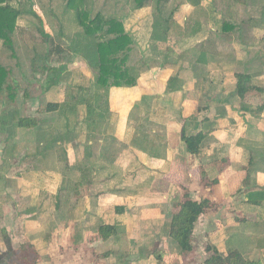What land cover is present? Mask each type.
Instances as JSON below:
<instances>
[{
	"label": "crops",
	"instance_id": "0c3cea01",
	"mask_svg": "<svg viewBox=\"0 0 264 264\" xmlns=\"http://www.w3.org/2000/svg\"><path fill=\"white\" fill-rule=\"evenodd\" d=\"M196 3L181 1L186 9L209 12L215 39L203 37L200 19L192 26L187 20L185 29L199 25L200 32L179 40L198 37L196 48L187 50L195 55H165L163 63L156 58L140 70L136 85L111 88L99 134L88 136L86 114L80 136H38L37 150L18 161V146L30 139L11 140L8 134L18 125L9 119L14 110L0 111V152L10 142L1 161L0 196L6 202L0 214L10 215L14 207L13 224L21 221L24 237L48 259L44 264H206L209 246L224 258L233 253L245 264H264V50L254 47L264 46V35L247 38V44L239 36L229 41L234 48L221 49L220 36L238 25L216 17L212 0ZM256 4L227 2L229 12ZM260 27L264 34L263 19ZM245 76L250 81L242 96ZM39 121L38 129H54ZM18 129L19 135L31 131ZM199 133V152L192 155L183 137ZM184 189L193 201L213 205L195 223L190 252L170 237ZM63 208L70 217H57ZM106 228L112 230L104 233Z\"/></svg>",
	"mask_w": 264,
	"mask_h": 264
},
{
	"label": "rangeland",
	"instance_id": "374dc122",
	"mask_svg": "<svg viewBox=\"0 0 264 264\" xmlns=\"http://www.w3.org/2000/svg\"><path fill=\"white\" fill-rule=\"evenodd\" d=\"M181 1L184 4L186 0H173L174 3L171 5L174 8L177 5L179 6L171 14L173 11H171L172 6L170 5L167 15V17H171L173 24H177L183 29L179 30L177 28L178 32L184 31V24L186 26L187 20L192 26L200 19L206 25L207 30L203 37H207L208 40L215 39L213 38L216 36L213 31L214 23L209 12L205 8L200 13L186 9ZM212 1L217 7L216 17H222L223 15L227 18L230 17L239 27V30L233 34L220 36L221 44L219 48H234L236 44H230L229 41H234L239 36L245 38V44H247V38H260L261 35H264L260 30L261 9L264 6V0H253V3H257L255 8L245 11L244 6L236 12H229L231 10L228 8L227 2L231 0ZM246 1L250 2V0H239L238 2L244 3ZM158 2L159 0H150L149 4L147 2L144 4L145 6L139 8L133 0H88L85 5L79 6L81 11H88L86 17L81 16V20L88 25L93 26L90 22L95 21L98 16L103 22L115 19L124 24L126 31L133 39V45L129 52V65L140 71L144 67L154 65L157 62L156 58H159V63H163L162 60L165 55L171 57L174 54L175 56L186 54L189 58H192L191 55H195V52L190 53L187 50L188 48H196L195 41H200L196 37L188 43L183 40V42H180L175 27L169 30L168 35L163 33L162 28H159L158 33L155 32V21L158 18V10H155V8ZM9 3L23 11V16L18 21L13 47H4L3 43L0 42V68H4L8 74L3 87L4 92L0 94V111L6 109H3V107H6L5 103L10 94L13 93L16 94V100L8 107V109L12 108L14 110L11 113V118L14 114L17 117L20 115L24 118L35 117L41 123L47 120L54 125L53 130L44 132L43 128H35L23 133V135L18 134V128H20L18 125V128L11 130L8 134L13 136L11 140L19 139L17 136H22V138L26 136L30 139V142L25 140L18 146L17 150L20 151L21 155L16 156L14 160L19 161L24 154L34 153L37 150V140L42 136H80L78 134H80V131L83 132L85 128L84 117L87 114V101L92 100L94 104L98 102L94 99L93 89L97 73L90 68L88 61L83 57L85 48L82 47L81 42L85 41V31L77 21L75 10H66L65 2L56 0H9ZM219 20L220 18H218V22ZM250 26H254L256 29L251 30ZM156 34L160 35L157 37L159 39L153 38ZM108 38L110 37H105V39ZM225 38H227L226 41ZM155 41L161 43L155 44ZM241 45L237 44L236 48H244V44ZM254 47L255 51L264 50L261 43L255 44ZM43 66L52 68V71L57 69L58 72L55 74L50 70L44 72L42 70ZM50 79L54 81V87L49 91H45L47 81H50ZM9 87L11 91L8 90ZM89 88L92 91H86ZM69 92L72 93V96L74 94L79 96V102L81 103L75 104L76 101H73L58 112H45L49 103L67 101V93ZM72 106H76V109H72ZM17 109L18 111H15ZM36 114H38V117ZM15 122L18 124L17 120ZM74 129H76V132L72 133ZM9 144L10 142L7 143V147ZM7 147L4 145L0 152L1 174L2 168H5V162H1L2 156ZM48 161L45 163L50 166L54 158H50ZM50 190L53 191L54 189L51 188ZM5 199L6 196H0V205L4 201L6 202ZM9 208L11 209L10 215L3 217L0 214V264H44V261L47 263L48 259L46 258L43 261L36 249H29V246L32 245L24 237L21 221L17 222V225L16 222L13 224L17 216L14 207L9 206ZM23 209H26V207L24 206ZM63 216L70 217L68 209L63 208L62 212L57 215L60 219ZM35 247L39 248L38 245H35Z\"/></svg>",
	"mask_w": 264,
	"mask_h": 264
},
{
	"label": "trees",
	"instance_id": "16d2710c",
	"mask_svg": "<svg viewBox=\"0 0 264 264\" xmlns=\"http://www.w3.org/2000/svg\"><path fill=\"white\" fill-rule=\"evenodd\" d=\"M56 1L65 2L67 11H70L71 9L75 10L77 21L85 31V41L81 42L82 47L85 48L83 57L86 61H88L90 68L94 69L97 73L93 89L95 96L94 99L98 101L96 104H94L92 100L87 101L88 136H91L93 133L99 134L98 130L100 129V125L103 120L106 119L103 108L108 104V91L113 87H133L140 78V71L129 65V52L131 51V47L133 45V39L126 31L124 24L115 19L103 22V20L100 19V16H98L95 21L90 22L94 27L82 21L81 16L83 15L86 17V15H88V11H81L79 5H85L88 0ZM133 1L139 8H141L145 6V3L148 2L149 4L150 0ZM170 1L171 0H159L158 2V18L155 21V32L158 33L159 28H162L161 30L163 33L168 35L167 33L169 30L175 27L177 35L181 38L194 36L199 33L201 29L199 25L191 28L190 31V27H188V30L184 28V31H180V33L178 32V29L180 30L181 28L177 24H173L171 17H167L169 13L168 4ZM187 1L192 5L197 4L196 0ZM261 12V19L264 20V6ZM172 13L174 12H171V14ZM22 16L23 11L10 4L9 0H0V42L3 43L4 47H13L15 42L14 36L18 29V21ZM218 24L220 25V23ZM230 29L231 27L226 23L222 26L223 32H228ZM99 33L102 34L99 35ZM106 36L110 38L105 39ZM159 36L160 35L156 34L153 38H157ZM42 70L44 72L50 70L53 74L58 72L57 69L52 71V68L47 66H43ZM7 75L8 74L5 69L0 68V94L4 92L3 87L5 86V82L8 77ZM175 80V78L171 79L170 85L175 84ZM249 81L250 79L246 76L240 77V86L242 87L240 88V95L243 96L246 91V88L244 87L245 85L243 84H246ZM46 85L47 88H45V91H49L52 87H54V81L50 79V81H47ZM8 90L11 91V88L9 87ZM86 91L92 90L89 88ZM15 100L16 94L11 93L5 103V106L12 105ZM73 101H76L75 104H77L79 102V96L76 94L72 96V93L69 92L67 93V101L64 104L49 103L45 112H58L61 109L66 108L67 105H69L68 103ZM72 109H76V106H72ZM10 118L11 116H9V119ZM14 118L18 121V126L23 129H35L39 126L37 119L34 117H17V115L15 116L14 114V116L12 115L11 120L14 121ZM202 136V133L190 137L184 135L183 138L190 154H198L199 142ZM212 208L213 205L208 201H203L201 203L193 201L189 190L184 189L182 201L176 206L170 224V237L178 243L182 251L190 252L193 250V233L195 223L202 214ZM109 230L111 231L112 229L106 228L104 233H107ZM29 247V249H34L33 246ZM207 252L209 253L210 258L207 260L206 264H245L244 259L239 254L231 253L228 258H224L216 248L211 246L207 248Z\"/></svg>",
	"mask_w": 264,
	"mask_h": 264
}]
</instances>
